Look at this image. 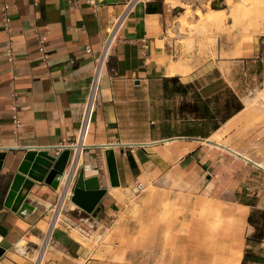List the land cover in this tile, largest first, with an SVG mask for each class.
<instances>
[{
	"label": "crops",
	"instance_id": "0c3cea01",
	"mask_svg": "<svg viewBox=\"0 0 264 264\" xmlns=\"http://www.w3.org/2000/svg\"><path fill=\"white\" fill-rule=\"evenodd\" d=\"M94 1L0 0V264H34L65 178L53 188L18 167L29 147L56 156L77 141L93 59L128 6L77 150V174L98 176L106 191L90 214L65 203L72 221L96 229L86 237L57 225L41 264H264V123L249 127L244 106L223 120L211 107L227 90L241 100L249 86L241 71L264 79V32L195 64L197 55L169 37L164 7L146 13L147 2ZM170 77L184 91L165 90ZM193 93L207 114L192 117ZM136 181L145 189L133 195ZM23 200L32 209H20ZM22 241L29 245L17 249Z\"/></svg>",
	"mask_w": 264,
	"mask_h": 264
},
{
	"label": "rangeland",
	"instance_id": "374dc122",
	"mask_svg": "<svg viewBox=\"0 0 264 264\" xmlns=\"http://www.w3.org/2000/svg\"><path fill=\"white\" fill-rule=\"evenodd\" d=\"M133 1H157L160 7H164L169 37L181 44L186 53L197 55L195 64L209 56L218 57L219 47L238 46L243 40L264 32V0H230L231 3L229 0ZM240 79L242 83L249 84L248 89L243 88L239 92L241 100L227 90L217 97V105L211 106L212 114L221 119L234 111L239 101L245 107L241 115L249 127L264 123V79H252L242 71ZM167 85L169 89L177 87L173 81ZM191 100L192 117L203 114L207 107L205 102L196 98L194 93ZM222 102L226 105L225 110L220 107ZM36 241L40 243V240Z\"/></svg>",
	"mask_w": 264,
	"mask_h": 264
},
{
	"label": "built area",
	"instance_id": "2783aa9c",
	"mask_svg": "<svg viewBox=\"0 0 264 264\" xmlns=\"http://www.w3.org/2000/svg\"><path fill=\"white\" fill-rule=\"evenodd\" d=\"M67 1L71 3L77 2V1H83L88 4L95 3L94 0H67ZM132 2L134 1L132 0ZM5 7L6 6L3 7L4 10H5ZM128 10H129V6L121 15H119L112 22L111 26L108 29L106 36L101 41V47H100V50L97 56H95L93 59V75H92L91 83L89 85L87 99L85 101L84 109L82 111V116H81L80 123H79L77 141L73 143H63V145H60L56 148L57 155L64 148L69 149L70 154H69L68 162H67L68 168H67V171L65 170L63 174V177L65 179L63 177L62 178L64 180L61 179L62 187L57 194L55 202H53L48 207V216H49L48 228L46 232L43 233V235L41 236L40 243L36 244L35 246L34 264H41V259L39 261V259L37 260V257L41 253L43 255V252L46 246L48 245V242L50 241V233L52 229L56 227L57 225L61 224L68 228H74L82 236H86V237H88L92 233L93 229H96V226H94V224H90V225L86 224L85 226H83L80 223H76L72 221V218H70L69 215L67 214L68 209L66 208L65 203L70 200V197L72 195L73 185H74V182L77 176L78 157L82 149H80L79 154L77 150H78V146L80 145V143L82 144V141L88 132V129H89V126L92 120V116L95 111V101H96V96H97V93L100 87L103 67H104L105 62H107L109 56L111 55V52L115 46V43L120 39L119 29L122 26L127 16ZM4 20L7 23L8 17L6 15L4 17ZM38 50L40 52L41 59L43 61H46L48 57L47 51L43 43H41V41H39L38 43ZM86 51L90 52V48L87 47ZM6 54H7L8 60L11 61L14 55H13V50L10 45L6 48ZM259 58L261 61H263V58L261 56ZM14 96H15L14 93H11V97L14 98ZM11 110H12V122L14 125V129H17L20 126V119L18 117L17 107L15 103L12 104ZM144 189H145L144 184L139 181H136L130 188V191L133 195H138L142 191H144ZM83 218L84 217H80L79 219L83 220ZM108 228L109 226H106L105 230H107ZM101 229H104V228H101ZM100 238H101V235H98L97 239H100ZM263 241H264V238H263Z\"/></svg>",
	"mask_w": 264,
	"mask_h": 264
},
{
	"label": "water",
	"instance_id": "95a60500",
	"mask_svg": "<svg viewBox=\"0 0 264 264\" xmlns=\"http://www.w3.org/2000/svg\"><path fill=\"white\" fill-rule=\"evenodd\" d=\"M160 4L157 1L147 2L145 4L146 13L159 12ZM108 154L107 162L109 169L115 171V162L113 154L110 149L106 151ZM70 151L64 148L56 156L50 155L47 150L29 147L26 149L23 159L18 167V171L28 174L29 176H36L44 182L50 184L53 188H57L60 180L65 172ZM111 166V167H110ZM16 188L15 181L11 184L10 189ZM105 187H100L98 176L84 177L83 170H79L72 189L70 200L81 208L83 211L90 213L94 210L98 201L105 193ZM20 209H32L27 201L23 200L19 204ZM25 246L29 242L25 241ZM3 248L0 247V255L3 253Z\"/></svg>",
	"mask_w": 264,
	"mask_h": 264
},
{
	"label": "trees",
	"instance_id": "16d2710c",
	"mask_svg": "<svg viewBox=\"0 0 264 264\" xmlns=\"http://www.w3.org/2000/svg\"><path fill=\"white\" fill-rule=\"evenodd\" d=\"M168 83L170 82V81H173L174 83H175V85L177 86V87H175L174 89H169V87H168V83H165L164 84V87H165V90H167V91H171V92H182V91H184L183 89V85L182 84H180L179 82H178V78L177 77H170V78H167V80H166ZM197 98V97H196ZM199 99V98H198ZM236 100H237V98H236ZM238 103H237V105H236V107H235V111H238V110H240L241 108H242V104L239 102V101H237ZM224 106L226 107V105H225V103H224ZM208 113V108L207 107H205V109H204V112H203V114L205 115V114H207ZM231 113V112H230ZM229 113V114H230ZM229 114H227V115H229ZM226 115V116H227ZM226 116H224V117H226ZM223 117V118H224ZM220 120H223L222 118L220 119ZM260 238V237H259ZM260 240V239H259Z\"/></svg>",
	"mask_w": 264,
	"mask_h": 264
},
{
	"label": "bare ground",
	"instance_id": "6f19581e",
	"mask_svg": "<svg viewBox=\"0 0 264 264\" xmlns=\"http://www.w3.org/2000/svg\"><path fill=\"white\" fill-rule=\"evenodd\" d=\"M229 3H231L230 0H229ZM259 5H260V4H259ZM258 7H259V6H258ZM259 8H260V7H259ZM259 14H260V13H259ZM25 244H26L25 241H22V242L18 243V244H17V249L23 250ZM40 256H41V254H39L38 257H37V260L39 259V261H40Z\"/></svg>",
	"mask_w": 264,
	"mask_h": 264
}]
</instances>
